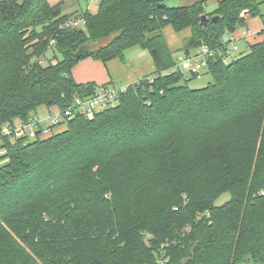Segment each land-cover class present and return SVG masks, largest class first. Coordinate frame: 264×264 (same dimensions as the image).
<instances>
[{"label": "trees", "instance_id": "16d2710c", "mask_svg": "<svg viewBox=\"0 0 264 264\" xmlns=\"http://www.w3.org/2000/svg\"><path fill=\"white\" fill-rule=\"evenodd\" d=\"M49 1H0V264H264V38L222 61L264 0H217L211 13L210 0H100L76 17ZM167 27L190 30L184 54L214 52L207 87H189ZM134 47L155 72L116 105L44 138L4 134L93 97L109 85L79 84L73 68L124 63Z\"/></svg>", "mask_w": 264, "mask_h": 264}, {"label": "built area", "instance_id": "2783aa9c", "mask_svg": "<svg viewBox=\"0 0 264 264\" xmlns=\"http://www.w3.org/2000/svg\"><path fill=\"white\" fill-rule=\"evenodd\" d=\"M83 24L84 19L79 16L75 20L70 21L67 26L78 28L83 26ZM244 35L249 37L252 33L247 30L244 32ZM237 41L232 35L227 39V45H225L224 54L222 55V61L225 65H228L243 53L237 45ZM214 58V52L210 51L207 47H202L195 51L194 54L179 56L177 65L181 70L185 67L191 74L199 75L202 71L207 70L209 60ZM127 88L128 85L121 87L115 85L100 87L91 98L82 99L77 96L74 97L72 106L64 114L58 109H49L47 115L48 124H45L44 120L36 115L29 122L19 124L15 128L5 126L4 134L14 136L16 139L26 138L29 140L47 137L53 132L54 128L56 129L61 125L65 118H74L77 114H80L91 119L104 108L116 105L118 98L127 91Z\"/></svg>", "mask_w": 264, "mask_h": 264}, {"label": "rangeland", "instance_id": "374dc122", "mask_svg": "<svg viewBox=\"0 0 264 264\" xmlns=\"http://www.w3.org/2000/svg\"><path fill=\"white\" fill-rule=\"evenodd\" d=\"M0 1H4V0H0ZM99 1L100 0H74L75 5L65 10L64 14L75 13L74 17H76L77 15H82L83 13L86 12L95 14L94 12L98 8ZM197 1L200 0H183L179 2H171L170 5L172 6L192 5ZM217 6H218L217 0H210L207 3L205 9L206 13L213 12L217 8ZM261 22L264 26V17L263 19H261ZM163 34L174 55H176L177 57L182 56L184 54L182 50L185 46L186 39L190 36V30L187 29L184 30L183 32L177 33L171 27H167L163 30ZM246 46L247 45L245 41L241 42L240 50L242 52H246V50H248ZM194 53L195 52H193L192 54ZM51 56H52V50H49L46 56L41 60V62L43 64H47L50 61L49 59ZM110 65L111 66L109 68L112 76L114 77L115 84H117L120 87L135 83L146 77H151L155 72L154 63L149 51L144 50L140 47H134L130 49L126 54L124 63H121L120 61H113V63L111 62ZM182 72L186 78L191 79L190 82L188 83L191 89L205 88L209 85V83L213 82V78L207 70L202 71L198 76H193L189 72V70H187L185 67L182 68ZM116 77H120V78L118 79ZM38 112L44 116L45 114H48V110L45 107L39 108ZM229 200H230V194L224 193L216 200L215 205L221 206ZM238 264H253V263L251 261L250 262L245 261L243 263H238Z\"/></svg>", "mask_w": 264, "mask_h": 264}, {"label": "crops", "instance_id": "0c3cea01", "mask_svg": "<svg viewBox=\"0 0 264 264\" xmlns=\"http://www.w3.org/2000/svg\"><path fill=\"white\" fill-rule=\"evenodd\" d=\"M49 2L52 6L60 5L63 11L75 5L74 0H50ZM97 10L98 8L94 13H96ZM263 28L264 26L260 18H248L246 25L238 26V28L231 35L238 40L237 45L239 46V48H241L240 47L241 42L245 41L247 45L246 48L248 49L251 45L257 43L258 41L264 38V36L260 35V32L262 31ZM247 30H249L252 33V35L249 37L244 35V32ZM110 64H108V66L106 67L101 61L94 60L93 58H88L81 61L78 65H76L73 68L72 76L74 80L79 84L95 83L100 86L102 85L118 86L117 84H115L114 77L111 74L109 68L111 66ZM116 78L119 79L120 77H116ZM36 114L37 116H39L41 119L44 120L45 124H48V118H47L48 114H45V116L41 115L39 112H37ZM64 127L65 126H60L56 128L55 131H60Z\"/></svg>", "mask_w": 264, "mask_h": 264}, {"label": "water", "instance_id": "95a60500", "mask_svg": "<svg viewBox=\"0 0 264 264\" xmlns=\"http://www.w3.org/2000/svg\"><path fill=\"white\" fill-rule=\"evenodd\" d=\"M217 19H218V17H215L213 19V21H216ZM206 20H207V17L206 16H202V22L204 23Z\"/></svg>", "mask_w": 264, "mask_h": 264}]
</instances>
